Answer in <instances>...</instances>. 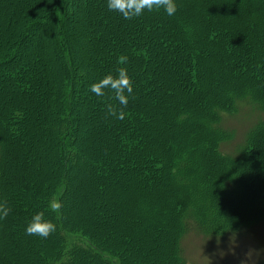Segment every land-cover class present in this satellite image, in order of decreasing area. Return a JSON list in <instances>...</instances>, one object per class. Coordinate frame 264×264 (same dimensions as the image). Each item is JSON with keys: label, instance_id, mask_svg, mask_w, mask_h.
Here are the masks:
<instances>
[{"label": "trees", "instance_id": "trees-1", "mask_svg": "<svg viewBox=\"0 0 264 264\" xmlns=\"http://www.w3.org/2000/svg\"><path fill=\"white\" fill-rule=\"evenodd\" d=\"M176 4L173 18L163 9L145 10L122 37L111 33L105 40L102 29L119 14L106 0H0V78L20 96L19 104L6 100L0 110V203L10 209L0 216V264H153L168 253L172 264H190L180 247L189 229L223 236L264 220V120L238 157L220 150L229 138L220 126L223 113L245 99L264 112V40L258 37L264 0ZM81 12L93 14L102 29L76 28ZM44 35L52 38L60 67L50 66L40 79L33 63L42 56L29 45ZM251 42L254 48L245 49ZM81 43L92 50L79 54ZM171 50H182L181 57L158 73ZM120 67L135 91L125 93L126 105L110 89L97 96L89 87ZM92 104L103 105L97 125ZM110 107L122 109L123 118L109 115ZM157 110L162 118L154 117ZM92 132L100 142L95 147ZM86 174L96 193L106 191L103 174L134 182L110 190L129 200L119 208L122 216L107 222L114 228L109 234L87 210L89 183L77 184ZM36 211L55 225L46 238L24 230ZM126 218L145 222L139 234L146 241L159 224L170 231V243L155 249L149 263L137 261L132 238L139 234L123 229ZM69 236L87 245L68 246Z\"/></svg>", "mask_w": 264, "mask_h": 264}, {"label": "rangeland", "instance_id": "rangeland-1", "mask_svg": "<svg viewBox=\"0 0 264 264\" xmlns=\"http://www.w3.org/2000/svg\"><path fill=\"white\" fill-rule=\"evenodd\" d=\"M5 3L8 0H3ZM6 5V4H5ZM22 9H25V7ZM81 12L75 20L76 28H79L80 25L86 26L87 30L89 31L92 28H99V23L97 22L96 18H94L93 14L90 12ZM20 16V13H19ZM173 18L172 16L166 15V18ZM7 17H5L6 20ZM108 19V16L106 15ZM111 21L107 23L105 28L102 29V37L106 38L111 35V33H115L119 36L124 35L125 25H132L133 22H130L131 19H125L120 13L115 15L114 17L110 16ZM118 20L119 22L115 23L114 20ZM138 21V19H137ZM21 24V23H20ZM117 28H112L115 26ZM16 28L17 26L14 25ZM12 27V26H11ZM74 34L73 31H69V35ZM240 36V35H239ZM258 37L264 40V33L263 35H258ZM50 39V40H49ZM51 37L48 35H44L40 37L39 40L36 41L35 44L29 45L32 54H40L42 59H39V63H33V67L37 68V74L40 79L44 78V73L48 74V69L50 66H54L56 68L60 67V61L55 53V49L51 44ZM79 54L86 53L88 54L89 51L92 50L93 47H84V44L81 43L80 47H77ZM96 49L99 47H95ZM253 44H251L245 48L251 50ZM166 56L165 62L161 63L160 65L155 67V70L159 73L161 70H171L173 66H171V62L173 59L181 57L182 50H171L170 52L164 53ZM50 57V58H49ZM173 58V59H172ZM171 59V61H170ZM37 60H34V62ZM183 62V60H182ZM42 64V66H41ZM178 74L182 71L177 70ZM97 75V72H96ZM99 77V75H98ZM183 84V82H181ZM133 93L134 88H133ZM159 94L155 95L158 96ZM20 96L18 95L17 89L8 82L7 78H0V110H2L5 106L6 100H9V106H14L20 103ZM19 99V100H18ZM8 104V103H7ZM106 103H104L105 105ZM100 104H92L90 107L91 111V120L92 123L95 121L97 125V120L99 119L100 114L98 110L101 109ZM154 117L162 118L161 111L157 110L155 112ZM264 120V112L253 102L250 100H241L237 102L236 108L231 113H223L220 126L221 128L227 132L229 138L224 141L221 146L220 150L224 154H229L233 157H238L244 146L246 144L247 136L249 132L256 126L259 122ZM89 139L92 141V146H98L100 144L99 140L92 135L89 134ZM36 159H39L40 150L39 146L37 145L36 148ZM45 159V158H44ZM87 178H81V180L77 184L81 183H89V192H90V203L91 205L88 206L87 209L89 211V215L91 219H99L104 224L100 225V231L103 233L109 234V230H113L112 226H110V221L112 219H116L121 217V211L119 212V208L121 209L124 204L128 203L127 200L129 198L126 194H119L116 192L114 195H110V190L116 188L117 185H130L129 183H134L128 175H109L106 176L103 174V182L105 183V190L100 193L94 192V190H90L92 179L89 175L86 174ZM129 182V183H128ZM85 184H83V187ZM109 189V191H108ZM131 192V191H129ZM85 192H81L79 194V198L83 201L85 199ZM123 193V192H122ZM126 193V192H124ZM137 196V193H134ZM51 207L56 208L57 202L56 199L52 200ZM139 212L142 211L139 209ZM164 214V213H163ZM162 214V215H163ZM106 221V222H105ZM107 222L109 224H107ZM114 222L113 224H115ZM125 225L123 229L128 232L129 234H139V230L142 226H145V222H143L140 218L138 219H128L125 220ZM148 223L146 224V226ZM107 226V227H106ZM158 228V229H157ZM151 237L149 240L146 241L144 235H140L141 239H139V235L132 238L134 242V251L137 252L136 260L137 261H152L153 257L157 256L155 253V249H162L163 246H168L171 240V234L169 230H165V228L161 227L159 224L153 225L151 229ZM70 239H67L68 246L71 244H82L87 245V242L79 237V236H69ZM138 238V240L136 239ZM167 241V242H166ZM181 254L183 258L190 264H263L264 263V220L248 227H243L235 232L228 233L223 236H212L208 233L202 232L200 229L195 227V229H189L188 232L184 235L181 241ZM10 246H7V249ZM24 255V252H22ZM18 255L19 259L23 258V255L18 251L15 253ZM28 257V259L34 260V256L29 252L25 253L24 257ZM156 258V257H155ZM24 262H27L26 259ZM29 262V261H28ZM149 263V262H148ZM31 264V262H29ZM153 264H172V257L171 255L164 254L163 258H156V262Z\"/></svg>", "mask_w": 264, "mask_h": 264}, {"label": "clouds", "instance_id": "clouds-1", "mask_svg": "<svg viewBox=\"0 0 264 264\" xmlns=\"http://www.w3.org/2000/svg\"><path fill=\"white\" fill-rule=\"evenodd\" d=\"M106 6L109 10L120 13L125 19L138 17L145 10L163 9L169 16L174 15L177 11L176 0H106ZM89 87L97 96L104 95V89H110L114 93L115 99L121 105H126L128 103V96L125 93H132L133 82L127 68L120 67L115 74L108 73ZM109 115L122 119L124 112L122 109L110 107ZM9 211V208L0 203V216H6ZM24 230L29 235L46 238L55 230V225L51 220L45 218L42 211H36L26 222Z\"/></svg>", "mask_w": 264, "mask_h": 264}]
</instances>
